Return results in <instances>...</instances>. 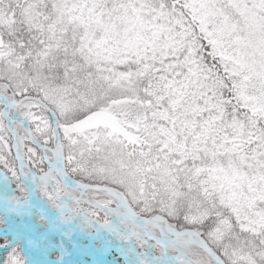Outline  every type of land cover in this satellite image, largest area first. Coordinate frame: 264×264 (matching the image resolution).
Masks as SVG:
<instances>
[{
  "label": "snow or ice",
  "instance_id": "snow-or-ice-1",
  "mask_svg": "<svg viewBox=\"0 0 264 264\" xmlns=\"http://www.w3.org/2000/svg\"><path fill=\"white\" fill-rule=\"evenodd\" d=\"M0 264H264V0H0Z\"/></svg>",
  "mask_w": 264,
  "mask_h": 264
}]
</instances>
